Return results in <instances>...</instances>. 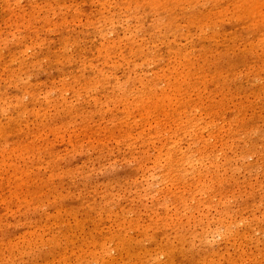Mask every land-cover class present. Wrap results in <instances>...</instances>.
Returning a JSON list of instances; mask_svg holds the SVG:
<instances>
[{
	"label": "rangeland",
	"instance_id": "obj_1",
	"mask_svg": "<svg viewBox=\"0 0 264 264\" xmlns=\"http://www.w3.org/2000/svg\"><path fill=\"white\" fill-rule=\"evenodd\" d=\"M121 92L137 97L129 122L149 110L152 122L192 119L189 132L166 126L188 173L181 193L157 191L166 167L157 179L141 166L161 140L135 153L110 140ZM190 145L194 157L207 146L200 179ZM125 221L135 257L116 245ZM218 226L232 235L213 238ZM168 253L264 264V0H0V264H169Z\"/></svg>",
	"mask_w": 264,
	"mask_h": 264
},
{
	"label": "bare ground",
	"instance_id": "obj_2",
	"mask_svg": "<svg viewBox=\"0 0 264 264\" xmlns=\"http://www.w3.org/2000/svg\"><path fill=\"white\" fill-rule=\"evenodd\" d=\"M115 0H112V3ZM102 5H98L99 7H104L105 3L101 1ZM87 13V11H84V13ZM127 29H130V27H128ZM103 49L100 50V53L103 55L104 52V47H107L108 44L103 43ZM176 52V50H175ZM106 54V53H105ZM178 54H182L178 51ZM107 55V54H106ZM104 56V55H103ZM184 55H182V59H183ZM186 57V56H185ZM123 86V84H122ZM114 87V86H113ZM110 86H104L103 90L105 93V97H106V102L111 100L110 95L108 94V90L110 89ZM122 89V88H119ZM159 89V88H157ZM125 91V90H124ZM135 92V91H134ZM126 92H121L120 98L113 100L116 102V104H114V107L111 108L110 110V115L112 116V118H115L120 120L117 123H121V131H120V135L118 137H112L110 140L114 141V143H116V145H121L124 144V140H126L125 142L128 141H132L131 143L128 144V147L131 148V151H133L135 153V151H137L140 148V145L146 144L147 142H151L152 140L158 139L162 141V145L159 147V149H157V153L154 154L153 157H147V162L145 164H141L142 167H144V169H148V163L154 164V166L151 169L155 170V174L157 175L158 172V176L157 179L162 177L161 175V171L163 168L168 169L167 172L165 173V176L162 177V185L163 183H165L164 187L161 186V188L157 191L159 192H164L168 183L171 182L172 187L167 188L170 192L172 188H175L176 191H178V194L181 193L182 191H180V187L186 185L187 182L184 183V185H181V183L179 182L180 179L183 180H187V174L186 172H184L179 166L180 163L179 161L182 159H178L176 157V151L181 150L178 147H176V143L175 141L172 139V137L170 136V131L171 129H167L166 126H168L169 128H174L176 127V125L178 126L179 124L185 123V125H181L179 127L184 128L185 132H189V128L192 127V119L191 118H186L184 121H182V119L184 118L182 116V114L178 113L176 115L174 114H169L167 112H162L159 116H163L164 119H170L166 124L164 125V123L162 122L163 120H161V117L156 116L155 118L158 119L159 121L157 122H152V120H150L155 114H157L155 111H151L149 110L147 113H142L139 118L140 120H134V122H129V115H132V113L135 112H139V107H137V97H131L130 95H125ZM99 101V100H98ZM100 105L103 106V102L99 101ZM100 105H97L100 106ZM117 108H121L119 110V112L117 114H114L115 110L112 109H117ZM101 109V108H100ZM98 109V111L100 110ZM119 114V115H118ZM118 116V117H117ZM179 127H176L179 129ZM150 128L151 130H156L153 131L152 133H146V130ZM151 134V135H150ZM113 136V135H111ZM202 142V141H201ZM74 149L75 151L78 150V144H74ZM78 148V149H77ZM207 146L204 145L201 148V153L197 152L200 154L201 157H194L193 153H192V146L190 145L187 150L188 152H190V155L188 156L187 154H185V166L189 168L190 173L192 174V178H198L200 179V176L205 177L206 173H207V163L209 161V157L208 154L206 152H204L203 150H206ZM196 152V151H195ZM252 153V152H250ZM152 158V159H151ZM165 162V163H164ZM151 176V175H150ZM154 177V176H153ZM156 178L154 180H157ZM145 181H149L148 177H146ZM167 183V185H166ZM153 185V181L148 182V187L147 189H149L150 186ZM196 196L197 194H192V199H191V203L188 204V200H186L182 195L180 196V205L182 207L190 205L192 206L193 204H195L196 202ZM171 201V199L168 197V195L165 197L164 196V200L162 203V207H169V202ZM123 211L125 212V208H123ZM117 221H120V218L117 215L116 218ZM124 226H120V231L118 233H115V241L117 242V247L125 248L127 250V252L129 253L130 256L135 257L136 255H133V251H132V244L129 243L127 245H124V243L127 241L124 239V237H122V233H127V231H125L127 229V227H135L137 225L134 224L133 221H125L124 222ZM221 227L222 226H218L217 228H215L214 230H212L213 233V238H217V237H222L225 238L226 236H231L232 235V231L229 228H225V233L221 232ZM201 239L200 241L205 244L207 243V239L208 236L206 235L205 232H202V234L200 235ZM105 238L106 236L102 237V241L105 242ZM96 242V241H95ZM98 244V242H97ZM143 258L146 259V262H149L150 260L155 259L151 254H149L148 252L143 254ZM168 257H169V261L168 263L170 264L171 262V255L168 253ZM64 258H68V255H64ZM101 264H105V261H102Z\"/></svg>",
	"mask_w": 264,
	"mask_h": 264
}]
</instances>
